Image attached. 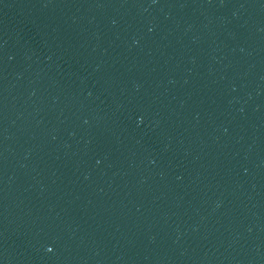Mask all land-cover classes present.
<instances>
[{
  "label": "water",
  "instance_id": "1",
  "mask_svg": "<svg viewBox=\"0 0 264 264\" xmlns=\"http://www.w3.org/2000/svg\"><path fill=\"white\" fill-rule=\"evenodd\" d=\"M0 264H264V0H0Z\"/></svg>",
  "mask_w": 264,
  "mask_h": 264
}]
</instances>
